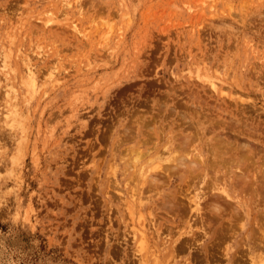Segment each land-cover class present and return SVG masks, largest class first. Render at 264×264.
Segmentation results:
<instances>
[{"label": "rangeland", "instance_id": "1", "mask_svg": "<svg viewBox=\"0 0 264 264\" xmlns=\"http://www.w3.org/2000/svg\"><path fill=\"white\" fill-rule=\"evenodd\" d=\"M263 179L264 0H0V264H264Z\"/></svg>", "mask_w": 264, "mask_h": 264}, {"label": "bare ground", "instance_id": "2", "mask_svg": "<svg viewBox=\"0 0 264 264\" xmlns=\"http://www.w3.org/2000/svg\"><path fill=\"white\" fill-rule=\"evenodd\" d=\"M68 5L66 4V7H67ZM78 9V8H77ZM80 10V9H79ZM30 76H32L31 74H30ZM214 84V83H213ZM210 86H211V84H210ZM213 86V85H212ZM211 86V87H212ZM214 90H215V88H214ZM223 91V90H222ZM1 114H2V112H1ZM182 115V114H181ZM181 117V116H180ZM185 117V116H184ZM187 117V116H186ZM227 125V124H226ZM243 126H244V124H243ZM247 131V130H246ZM249 131V130H248ZM230 133V132H229ZM127 135V134H126ZM192 136V135H191ZM220 137V136H219ZM183 138V137H182ZM188 138V137H187ZM214 139V138H213ZM189 140V139H188ZM197 140V139H196ZM178 141V140H177ZM181 141V140H180ZM187 141V140H186ZM194 141V140H193ZM185 142V141H184ZM191 142H187V144H190ZM228 143V142H227ZM181 144H183V143H181ZM185 144H186V142H185ZM184 145V144H183ZM182 145V146H183ZM216 145V144H215ZM218 145V144H217ZM229 145L231 146L232 144L231 143H229ZM217 147V146H216ZM231 147H233V146H231ZM231 147H229V148H231ZM182 148V147H181ZM218 148V147H217ZM228 148V149H229ZM183 149H184V147H183ZM244 149V148H243ZM181 150V149H180ZM184 150H186V149H184ZM193 150V149H192ZM219 150V149H218ZM227 152H229V151H227ZM187 153V152H186ZM245 153V152H244ZM186 155V154H185ZM242 155V154H241ZM241 155H238L239 156V158H240V160H241ZM244 157H245V154L243 155ZM182 157V156H181ZM197 157H198V155H197ZM210 157V156H209ZM243 157V158H244ZM199 158V157H198ZM247 158V157H246ZM246 158H245V161H246ZM178 158H176V160H177ZM181 158H179L177 161H178V163L180 164V162H183V161H181V160H183V158L180 160ZM225 159V158H224ZM173 160V159H172ZM195 160V159H194ZM239 160V161H240ZM248 160V159H247ZM180 161V162H179ZM186 161V160H185ZM232 161V160H231ZM176 162V161H175ZM228 162V161H227ZM185 163V162H184ZM172 164V163H171ZM178 164V165H179ZM189 164H191V163H189ZM228 164V163H227ZM175 165V164H174ZM222 165V164H221ZM180 166V165H179ZM158 167V166H157ZM156 167V168H157ZM176 167V166H175ZM181 167V166H180ZM215 167V166H214ZM214 167H213V169H214ZM167 168V167H166ZM174 168V167H173ZM196 168V167H195ZM175 169V168H174ZM228 170V169H227ZM165 171V170H164ZM171 171V170H170ZM174 172V171H173ZM177 172V171H176ZM238 173V172H237ZM247 173V172H246ZM242 175V174H241ZM196 176H198V175H196ZM236 176H238V175H236ZM243 176H244V174H243ZM242 177V176H241ZM149 178V177H148ZM152 178V177H151ZM261 178V177H260ZM242 179V178H241ZM262 179V178H261ZM253 180V179H252ZM264 180V179H263ZM260 181V180H259ZM149 182V181H148ZM241 182V181H240ZM150 184V183H149ZM151 185V184H150ZM259 185H261V184H259ZM252 186V185H251ZM255 189V188H254ZM185 190V189H184ZM217 190V189H216ZM250 190H252V189H250ZM247 191H249V189L247 190ZM220 192H222V190L220 191ZM252 192H254V190L252 191ZM224 195H226V197L228 198L229 196L227 195V193H226V191L224 190L223 192H222ZM243 193V192H242ZM216 195V194H215ZM255 195V194H254ZM206 197V196H205ZM218 197V196H217ZM225 197V196H224ZM187 198V197H186ZM188 200V199H187ZM218 200V199H217ZM169 201V200H168ZM209 202V201H208ZM212 202H213V200H212ZM211 202V203H212ZM202 203V202H201ZM227 203V202H226ZM225 203V204H226ZM202 205V204H201ZM213 205H214V203H213ZM233 207V206H232ZM212 208V207H211ZM215 207H213V209H214ZM234 208V207H233ZM221 209V208H220ZM224 209V208H223ZM235 209V208H234ZM215 210V209H214ZM236 211V210H235ZM216 212V211H215ZM235 213V212H234ZM238 213V212H237ZM236 214V213H235ZM195 222V221H194ZM141 243V242H140Z\"/></svg>", "mask_w": 264, "mask_h": 264}]
</instances>
